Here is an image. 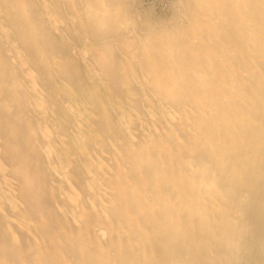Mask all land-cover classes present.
I'll return each instance as SVG.
<instances>
[{
	"label": "bare ground",
	"instance_id": "bare-ground-1",
	"mask_svg": "<svg viewBox=\"0 0 264 264\" xmlns=\"http://www.w3.org/2000/svg\"><path fill=\"white\" fill-rule=\"evenodd\" d=\"M143 1L0 0V264H264V0Z\"/></svg>",
	"mask_w": 264,
	"mask_h": 264
},
{
	"label": "rangeland",
	"instance_id": "rangeland-1",
	"mask_svg": "<svg viewBox=\"0 0 264 264\" xmlns=\"http://www.w3.org/2000/svg\"><path fill=\"white\" fill-rule=\"evenodd\" d=\"M141 1H143V0H141ZM145 2H146V1H145ZM145 2L143 1V4L146 5ZM153 8H154V11H155L156 13H157V12H158V13L161 12V11H159L160 8H157V7H155V6H154Z\"/></svg>",
	"mask_w": 264,
	"mask_h": 264
}]
</instances>
